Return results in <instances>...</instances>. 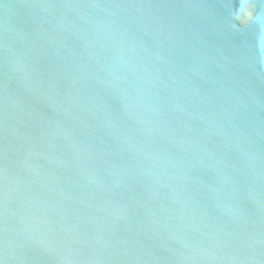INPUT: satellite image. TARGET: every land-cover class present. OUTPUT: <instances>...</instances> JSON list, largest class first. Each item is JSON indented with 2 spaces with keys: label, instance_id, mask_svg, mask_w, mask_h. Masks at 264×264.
<instances>
[{
  "label": "water",
  "instance_id": "water-1",
  "mask_svg": "<svg viewBox=\"0 0 264 264\" xmlns=\"http://www.w3.org/2000/svg\"><path fill=\"white\" fill-rule=\"evenodd\" d=\"M0 264H264V0H0Z\"/></svg>",
  "mask_w": 264,
  "mask_h": 264
}]
</instances>
